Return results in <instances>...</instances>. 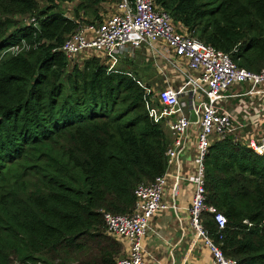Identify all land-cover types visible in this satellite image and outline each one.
Returning a JSON list of instances; mask_svg holds the SVG:
<instances>
[{
	"label": "trees",
	"instance_id": "1",
	"mask_svg": "<svg viewBox=\"0 0 264 264\" xmlns=\"http://www.w3.org/2000/svg\"><path fill=\"white\" fill-rule=\"evenodd\" d=\"M68 2L102 20L107 0H0V264H117L104 214H132L136 189L167 171L168 138L137 75L109 74L96 57L72 66L59 51L81 24L59 10ZM154 2L237 66L264 70V0ZM250 136L212 143L204 226L226 258L264 264V154Z\"/></svg>",
	"mask_w": 264,
	"mask_h": 264
},
{
	"label": "built area",
	"instance_id": "2",
	"mask_svg": "<svg viewBox=\"0 0 264 264\" xmlns=\"http://www.w3.org/2000/svg\"><path fill=\"white\" fill-rule=\"evenodd\" d=\"M31 23L36 24V20L30 19L28 24ZM140 50L152 56L159 71L163 68L158 62H162L183 78L180 87H166L159 92L136 81L145 91L144 104L150 120L155 125L164 123L175 137L174 147L166 152L168 166L175 161L188 130L192 126L199 127L196 173L186 179L175 176L173 197L178 196L181 181L194 185L189 214L196 238L203 240L210 249L212 264H239L223 255L205 229L203 217L212 211L207 204L204 162L214 138L223 140L230 135L236 136L238 130L246 126L221 103L243 96L241 93L230 94L233 87H249L247 94L264 88V70L253 73L237 66L230 54L202 42L189 28L175 24L171 15L154 0H119L115 11L102 20L79 24L59 49L70 64L78 56L96 57L105 64L109 74L129 76L131 74L119 70V65L124 59H135ZM19 51L20 48L15 46L4 54ZM247 143L256 154H264V140L259 143L250 136ZM168 177L166 171L154 182L136 189L132 214H104L107 234L126 246L117 264H144L143 238L153 216L167 208L163 193ZM213 215L219 230H224L228 224L226 217L219 212Z\"/></svg>",
	"mask_w": 264,
	"mask_h": 264
},
{
	"label": "crops",
	"instance_id": "3",
	"mask_svg": "<svg viewBox=\"0 0 264 264\" xmlns=\"http://www.w3.org/2000/svg\"><path fill=\"white\" fill-rule=\"evenodd\" d=\"M138 53H141L146 58L145 61H148L147 63L155 68L156 61L152 56H149L144 50L138 51L137 56ZM158 63L163 70L159 71L156 67L157 69H154L156 71L153 75L159 79L158 81H161L162 87H160L158 81L147 85H151L156 92L166 87L174 89L180 87L183 78H180L170 69L167 71L165 68L168 67L164 63ZM235 93H241L243 96L240 98L233 97L227 102H222L221 106L228 111L234 106L235 108L230 112L236 116L240 124L246 125L244 129L238 130L236 137L241 139L244 136V130L250 128L252 138L262 142L264 137L259 132H263L264 128L259 127L261 125L264 127V113L262 112L264 109V88H260L252 94H247L245 88L233 87L230 94L235 95ZM259 94H262V97H257ZM161 125L167 135L169 148L174 147L175 137L164 123ZM198 133L199 127L196 126H192L188 130L182 145L177 151L175 161L168 166L169 177L163 193V202L167 208L158 211L149 223L148 231L143 238L144 264H212L213 255L210 249L203 240L196 238L191 224L189 208L194 196V185L183 180L180 183L178 196L174 198L172 193L175 176L186 179L196 173L195 157ZM216 140L218 139L214 138V141ZM122 242L124 251L126 246Z\"/></svg>",
	"mask_w": 264,
	"mask_h": 264
},
{
	"label": "rangeland",
	"instance_id": "4",
	"mask_svg": "<svg viewBox=\"0 0 264 264\" xmlns=\"http://www.w3.org/2000/svg\"><path fill=\"white\" fill-rule=\"evenodd\" d=\"M47 3L43 2L41 4V7L45 6ZM117 4V0H109L108 3H105L101 9H100V15L102 17H104L107 14L113 13L115 11V5ZM78 7V3L76 2H68L65 4H61V6L59 7V10L62 11L68 18L70 19H76L79 23H87V22H94V21H99L97 19V17H95L94 15L90 14L89 15H85L83 12L80 13V17H76V15L74 14L75 10ZM99 15V16H100ZM29 17H18L17 20L24 24V23H29L30 19H28ZM145 57L141 54L138 53V56L133 59V60H129V59H124L121 61L120 65H119V70H130L131 72H134L138 79L141 80V82L145 85L148 86L147 84H152L156 81H158L159 79H157V77H155V75H153L155 73L156 70H154L157 66H155V68H153L152 66H150L149 63H147L148 61H145ZM86 60H88L86 57L83 56H78L73 62H72V66L73 65H82L84 62H86ZM72 67L69 69L71 71ZM157 69V68H156ZM167 71L169 70V68H165ZM160 84V87H162L161 81H158ZM149 87V86H148ZM234 89H238V88H234ZM245 90H249V87H245ZM263 93V92H261ZM262 95V94H261ZM260 94L257 97H262ZM233 108H235L234 106H232V108H230L233 111ZM230 110V111H231ZM262 112L264 113V109L262 110ZM259 128H264L263 125H261V127ZM261 134L262 137H264V131L263 132H259ZM261 142V140H260ZM259 142V143H260Z\"/></svg>",
	"mask_w": 264,
	"mask_h": 264
}]
</instances>
